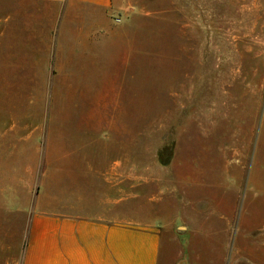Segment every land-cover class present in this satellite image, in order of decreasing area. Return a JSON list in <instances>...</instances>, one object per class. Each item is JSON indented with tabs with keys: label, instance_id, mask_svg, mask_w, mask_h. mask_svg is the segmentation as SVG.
Returning a JSON list of instances; mask_svg holds the SVG:
<instances>
[{
	"label": "rangeland",
	"instance_id": "374dc122",
	"mask_svg": "<svg viewBox=\"0 0 264 264\" xmlns=\"http://www.w3.org/2000/svg\"><path fill=\"white\" fill-rule=\"evenodd\" d=\"M115 161L160 264H264V0H0V221Z\"/></svg>",
	"mask_w": 264,
	"mask_h": 264
},
{
	"label": "crops",
	"instance_id": "0c3cea01",
	"mask_svg": "<svg viewBox=\"0 0 264 264\" xmlns=\"http://www.w3.org/2000/svg\"><path fill=\"white\" fill-rule=\"evenodd\" d=\"M85 165L84 177L70 175L51 192L39 174L24 181L30 197L1 208L0 264H160L167 224L161 211L142 212L139 195L126 196L129 163Z\"/></svg>",
	"mask_w": 264,
	"mask_h": 264
}]
</instances>
